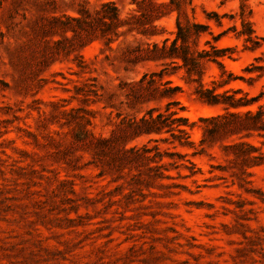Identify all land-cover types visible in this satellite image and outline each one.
Wrapping results in <instances>:
<instances>
[{"label":"rangeland","instance_id":"1","mask_svg":"<svg viewBox=\"0 0 264 264\" xmlns=\"http://www.w3.org/2000/svg\"><path fill=\"white\" fill-rule=\"evenodd\" d=\"M106 2L121 18L135 10L132 0H0V264H264V163L235 160L224 146L236 137L201 145L199 118L221 110L194 97L182 70L167 79L182 89L172 110L184 108L189 146L170 143L168 134L123 147L105 142L116 114L139 118L167 102L120 104L121 81L157 70L127 62L128 47L142 37L106 44L49 26L81 10L93 18ZM180 10L182 23L206 27L199 49L209 50L206 41L230 48L225 70L254 76L242 69L264 53V0H185ZM176 17L172 11L155 21L150 42L171 40ZM254 42L260 47L245 49ZM218 75L217 65H203V83ZM263 83L264 76L253 87H230L255 94ZM143 145L165 154L154 163L144 158L152 152L130 151Z\"/></svg>","mask_w":264,"mask_h":264},{"label":"trees","instance_id":"2","mask_svg":"<svg viewBox=\"0 0 264 264\" xmlns=\"http://www.w3.org/2000/svg\"><path fill=\"white\" fill-rule=\"evenodd\" d=\"M184 1L169 0L168 3H157L155 0H132L135 10L124 18H121L120 12L113 3L106 2L94 12L93 18L86 11L81 10L78 17H66L64 21L60 18H51L48 22L49 26L50 23L59 24L62 33L71 32V39L91 41L100 37L106 44H110L120 36L138 35L146 40L133 48L128 47L127 62L154 63L157 70L142 74L136 81H121L117 88L121 91L124 101L120 104L133 109L139 104L158 99H166L167 102L163 111L151 108L139 118L116 114L120 120L114 125L110 137L105 142L123 147L143 136L168 134L172 139L170 143L176 142L180 147L189 146L187 128H190L191 124L186 117L179 114L184 108L180 106V110H172V107L179 105L174 97L181 93L182 89L179 86H173L167 79L182 70L184 74L180 79L186 85L194 84V97L209 107L221 110L219 114L199 118L202 131L201 145L236 137L237 140H232L229 145L224 146V149L230 151L235 160L239 159L242 166L260 167L264 163V156L260 152L261 147L264 146V83L255 94L240 87H230V85L240 81L248 87H253L262 79L264 64L261 65V63H264V53L242 69L243 74L254 76H233L225 70L221 62L225 57L231 59L227 53H231L232 49H218L208 41L205 42V46L209 47V50L199 49L197 40L206 27L188 21L181 22L180 2ZM172 11L177 13L174 37L171 40L165 38L160 42H150L158 32L157 26L153 23ZM93 22L102 26H92ZM244 33L241 31L237 35H245ZM220 36L212 39L217 41ZM248 40L251 41L248 38L245 42ZM258 47L260 44L254 42L250 48L245 49L253 50ZM208 62L217 65L219 75L217 79L205 84L202 81L203 65ZM251 137L263 139L259 142L260 147H255L244 140ZM160 141L168 142V139ZM130 151H141L144 154L152 152L151 156L144 155V158L154 163H158L165 154L161 153L157 146L148 149L146 145L140 149L133 147ZM159 168L161 166L156 165L153 170Z\"/></svg>","mask_w":264,"mask_h":264},{"label":"bare ground","instance_id":"3","mask_svg":"<svg viewBox=\"0 0 264 264\" xmlns=\"http://www.w3.org/2000/svg\"><path fill=\"white\" fill-rule=\"evenodd\" d=\"M209 114H210V113H208V112H205V113H204L205 116H207V115H209Z\"/></svg>","mask_w":264,"mask_h":264}]
</instances>
